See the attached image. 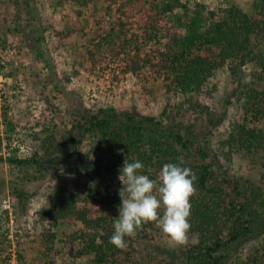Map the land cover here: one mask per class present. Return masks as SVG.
Instances as JSON below:
<instances>
[{
    "label": "trees",
    "instance_id": "16d2710c",
    "mask_svg": "<svg viewBox=\"0 0 264 264\" xmlns=\"http://www.w3.org/2000/svg\"><path fill=\"white\" fill-rule=\"evenodd\" d=\"M79 1L83 7L95 2ZM96 1L103 14L93 12L89 17L92 30L85 48L90 70L98 68L116 83L127 74L160 82L166 93L181 99L175 110L162 112L167 124L155 117L98 107L96 114L73 121L66 132L67 151L55 154L57 144L51 134L43 140L42 155L34 150L29 158L8 159L10 165L35 170L58 162L65 167L55 169V178L65 177V182L49 197L51 205L38 213L43 259L39 264H224V254L244 241L248 251L234 264H264V239L259 240L257 233L264 232V224L258 223L264 218V0H255L251 12L228 0L216 7L204 0ZM22 3L30 7L28 0ZM249 63L255 70L246 82L243 67ZM223 67L231 76V94L240 92L244 101L221 150L260 164L258 184L244 183L222 168L213 170L218 166L209 161L210 149L194 133L201 120L213 124L222 119H210L202 100L216 91L209 80ZM75 134L97 140L92 157L78 167L71 164V151L77 150ZM136 159L145 165L143 174L152 179L167 163L195 173L187 236H196L195 242L175 250L159 246L158 241L170 240L154 221L126 237L123 249L109 242L121 204L119 169L125 160ZM79 178L87 179L83 192L70 189V180ZM29 197L17 188L16 208L26 211ZM101 208L106 209L103 214ZM59 223L81 228L65 234L60 242Z\"/></svg>",
    "mask_w": 264,
    "mask_h": 264
},
{
    "label": "rangeland",
    "instance_id": "374dc122",
    "mask_svg": "<svg viewBox=\"0 0 264 264\" xmlns=\"http://www.w3.org/2000/svg\"><path fill=\"white\" fill-rule=\"evenodd\" d=\"M28 1L29 8L22 3L24 0H0V264L42 263L38 213L51 205L49 197L66 179L55 178L56 168L65 170L59 162L35 170L10 165L9 158H29L34 150L42 155L43 140L51 134L57 144L55 154L67 151L66 132L73 121L96 114L98 107L113 108L118 113L134 112L158 121L162 120L164 109L175 110L181 99L166 93L160 82H147L143 77L139 80L127 74L116 83L98 68L90 70L85 48L92 30L89 17L93 12L103 14L100 2L95 0L83 7L79 0ZM204 1L216 7L227 0ZM228 1L251 12L255 0ZM254 70L250 63L243 67L246 82L251 80ZM209 86L217 89L202 103L209 108L210 119H222L213 124L201 120L194 133L210 149L209 161L218 166H213V170L218 172L222 168L228 175L242 178L244 183H261L260 164L221 150L244 101L240 92L231 94L228 69L216 70ZM165 119L162 122L167 124ZM75 135L77 150L71 151V164L78 167L82 160L92 157V146L97 145V140L85 134ZM214 155H220L215 163ZM86 180H70V189L83 192ZM17 188L30 194L24 212L21 207L16 208L13 198ZM105 211L100 209L101 214ZM258 223L264 224V218ZM80 228L79 224L59 223L58 241ZM257 233L259 240L264 239L263 231ZM195 241L193 236L187 237L183 244L161 240L158 245L175 250ZM247 251L245 241L232 246L224 254V264L236 263Z\"/></svg>",
    "mask_w": 264,
    "mask_h": 264
},
{
    "label": "clouds",
    "instance_id": "9594fccd",
    "mask_svg": "<svg viewBox=\"0 0 264 264\" xmlns=\"http://www.w3.org/2000/svg\"><path fill=\"white\" fill-rule=\"evenodd\" d=\"M144 169L139 159L125 160L119 169L121 204L109 242L123 249L126 237L134 236L143 223L154 221L174 244L185 243L191 228L190 198L197 176L191 168L176 163L164 164L156 179L143 174Z\"/></svg>",
    "mask_w": 264,
    "mask_h": 264
}]
</instances>
